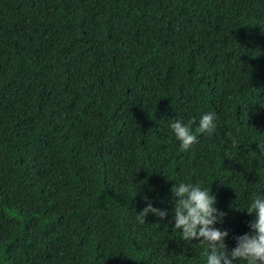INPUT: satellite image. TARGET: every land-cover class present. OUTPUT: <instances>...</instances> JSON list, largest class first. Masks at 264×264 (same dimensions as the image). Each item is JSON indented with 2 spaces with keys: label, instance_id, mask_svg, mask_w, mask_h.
<instances>
[{
  "label": "trees",
  "instance_id": "trees-1",
  "mask_svg": "<svg viewBox=\"0 0 264 264\" xmlns=\"http://www.w3.org/2000/svg\"><path fill=\"white\" fill-rule=\"evenodd\" d=\"M262 149L264 0H0V264H203L144 197L200 181L230 248Z\"/></svg>",
  "mask_w": 264,
  "mask_h": 264
},
{
  "label": "clouds",
  "instance_id": "clouds-1",
  "mask_svg": "<svg viewBox=\"0 0 264 264\" xmlns=\"http://www.w3.org/2000/svg\"><path fill=\"white\" fill-rule=\"evenodd\" d=\"M167 128L179 148L186 150L196 142L198 135H214L216 113L204 111L199 113L198 119H169ZM172 180L175 183L170 187L171 209L156 207L145 196L144 207L137 213L142 222L149 213L164 219L171 212L172 230H178V236L185 242L195 240L194 244L201 246L203 264H264V192L250 194L246 203L237 207L244 209L252 219L248 222L249 231L234 236L235 244L229 248L225 243L227 229L215 226L226 216L216 207V194L200 181Z\"/></svg>",
  "mask_w": 264,
  "mask_h": 264
}]
</instances>
